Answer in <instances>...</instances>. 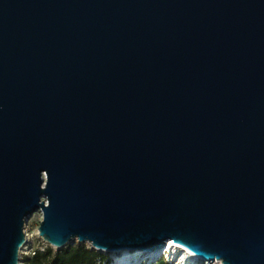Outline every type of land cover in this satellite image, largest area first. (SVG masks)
Segmentation results:
<instances>
[{
    "label": "water",
    "instance_id": "95a60500",
    "mask_svg": "<svg viewBox=\"0 0 264 264\" xmlns=\"http://www.w3.org/2000/svg\"><path fill=\"white\" fill-rule=\"evenodd\" d=\"M37 211L57 250L264 264V0H0V264Z\"/></svg>",
    "mask_w": 264,
    "mask_h": 264
},
{
    "label": "trees",
    "instance_id": "16d2710c",
    "mask_svg": "<svg viewBox=\"0 0 264 264\" xmlns=\"http://www.w3.org/2000/svg\"><path fill=\"white\" fill-rule=\"evenodd\" d=\"M34 252L23 258L24 264H103L108 260L103 253L81 243H74L59 250L49 245L44 251L35 248ZM151 264L171 263L161 257Z\"/></svg>",
    "mask_w": 264,
    "mask_h": 264
},
{
    "label": "bare ground",
    "instance_id": "6f19581e",
    "mask_svg": "<svg viewBox=\"0 0 264 264\" xmlns=\"http://www.w3.org/2000/svg\"><path fill=\"white\" fill-rule=\"evenodd\" d=\"M26 233L28 241L24 244L22 251L27 249L32 242L30 233ZM164 251L168 254L171 260H176L181 264H197L199 262L205 264H223L221 260L207 261L191 255L184 247L174 243L173 241L168 242ZM103 253L109 255L113 259L112 264H136L138 260L137 264H140L141 260L147 255L143 250L130 249H123L121 251H104ZM151 254L152 253H150L148 257H150Z\"/></svg>",
    "mask_w": 264,
    "mask_h": 264
},
{
    "label": "rangeland",
    "instance_id": "374dc122",
    "mask_svg": "<svg viewBox=\"0 0 264 264\" xmlns=\"http://www.w3.org/2000/svg\"><path fill=\"white\" fill-rule=\"evenodd\" d=\"M43 220V212L42 211H37L35 214L31 215L30 218L28 219V221L26 222L25 225V231L29 232L31 235V240H32V247L37 248V249H41L44 250L47 246L50 245V243L45 240L43 237L40 236L39 234V227L41 224V221ZM79 243L78 240H75L73 243ZM89 246L88 243H85ZM51 246V245H50ZM27 254H23L22 258H25ZM104 255L107 256V261L103 264H112L113 259L104 253ZM161 257H164L168 262H170L171 264H181L180 262L176 261V260H171L168 256V254L163 251L157 258L155 261L159 260ZM153 262V260L151 259V257H145L144 259L141 260L140 264H151ZM197 264H202L201 262L197 263Z\"/></svg>",
    "mask_w": 264,
    "mask_h": 264
},
{
    "label": "built area",
    "instance_id": "2783aa9c",
    "mask_svg": "<svg viewBox=\"0 0 264 264\" xmlns=\"http://www.w3.org/2000/svg\"><path fill=\"white\" fill-rule=\"evenodd\" d=\"M34 250H35V248L32 247V243H31V245H30L27 249H24V250L21 252V255H23V254H27V255H29V254L35 253ZM39 250H41V249H39ZM44 250H45V249H44ZM44 250H42V251H44ZM20 264H24V260H23V258H22V261H21Z\"/></svg>",
    "mask_w": 264,
    "mask_h": 264
}]
</instances>
